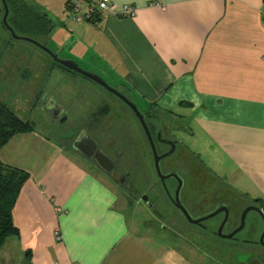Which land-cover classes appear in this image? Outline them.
I'll use <instances>...</instances> for the list:
<instances>
[{
  "label": "crops",
  "instance_id": "0c3cea01",
  "mask_svg": "<svg viewBox=\"0 0 264 264\" xmlns=\"http://www.w3.org/2000/svg\"><path fill=\"white\" fill-rule=\"evenodd\" d=\"M31 2L48 12L61 5L68 14L66 0ZM112 5L116 13L96 23L68 16L52 39L67 58L123 86L146 110L169 112L174 133L185 134L182 140L176 134L184 146L180 152L264 205V0H112ZM125 5L135 15L122 14ZM30 133L0 150L4 163L30 175L12 211L19 235L6 239L0 264H28L27 253L32 264H169L171 252H183L132 230L118 192L62 144L40 175L20 165L8 152Z\"/></svg>",
  "mask_w": 264,
  "mask_h": 264
},
{
  "label": "flooded vegetation",
  "instance_id": "af4514ba",
  "mask_svg": "<svg viewBox=\"0 0 264 264\" xmlns=\"http://www.w3.org/2000/svg\"><path fill=\"white\" fill-rule=\"evenodd\" d=\"M55 63L59 67L55 64L54 68L82 75L58 62ZM78 64L82 67L80 63ZM71 84L77 92H84L78 101L69 93L68 98L63 100L56 88L51 90L41 87L38 101L44 108L42 114H47L50 119V123H45L49 135L64 142L71 150L78 151L77 153L87 159L99 173H103L123 189L125 197L134 199L138 206L149 213L150 224L162 232H167L172 238L182 237L184 240L191 238V243L192 239L196 238L199 243L204 242L202 246L190 245L192 249L196 248L201 252L206 246L208 238L206 235L213 236L218 250L229 254L231 261L235 256L234 264H237L236 255H246L247 258L248 255H257L259 246L264 248V205L261 202L244 196V200L249 202L242 205L238 213L235 212L236 192L224 183L225 191L220 192L216 190L217 184L203 186L199 179L204 176V170H197L196 174H192L187 170L190 160L186 159L185 163L179 160L177 166H164V161L173 156V153L162 158L158 168L155 165L148 135L138 117L124 101L116 96L123 102L125 108L137 117L140 130L135 126L131 127L128 114L126 115L124 110H118L112 101L106 100L105 97L99 98L97 92L75 81ZM76 104L80 105L79 109H76ZM56 105L61 108L58 114L59 109ZM168 116L171 117L169 112L166 115L144 114L159 155L171 148L165 140L178 143L172 123L170 122V128L164 126V120ZM75 118L80 119L76 121ZM43 119L41 118V121ZM84 133L89 134L95 143L88 140ZM77 138L79 139L77 145L82 152L74 148ZM189 182L192 188L188 190ZM225 192L232 196L229 202L225 200ZM248 207L252 209L247 213L242 229L238 230L242 224L243 211ZM215 212L218 213L206 218ZM250 213H254L253 222L248 220ZM180 221L187 223L189 227H181ZM254 223H258L259 231L255 233L253 230L247 235L249 230L254 229ZM243 231L245 232L242 234ZM262 259L264 260L263 256ZM245 263L261 264L256 259Z\"/></svg>",
  "mask_w": 264,
  "mask_h": 264
},
{
  "label": "rangeland",
  "instance_id": "374dc122",
  "mask_svg": "<svg viewBox=\"0 0 264 264\" xmlns=\"http://www.w3.org/2000/svg\"><path fill=\"white\" fill-rule=\"evenodd\" d=\"M60 8L61 5H59V8L57 9L58 12L51 7H49V12L44 10V8L41 9L42 12H47L49 14H47L49 18L52 19L55 26L53 33L58 29L59 22L64 23V21H66L69 16L68 14H66L65 11L63 12ZM53 33L51 35V39L49 37L42 36H32L31 38L35 39L36 41L42 44L46 43L44 45H47L48 48H50L53 52L57 53L60 58H67V52L61 51V44L56 43L54 39H52ZM67 35L68 38H71L70 34ZM65 43L66 42L62 43V45ZM79 63L85 70L100 74L94 67H91L90 65L81 61H79ZM53 64V60L50 58V56L38 45L24 39H15L7 30L0 28V99L4 103H6L18 116H20L24 120L30 121L34 125V130L30 133V135L18 142L19 147H17V150H14V147L12 146V149L10 150V152H8V155L10 154L13 157H16L20 165H22L23 167H28L29 170H32L33 172L35 171L37 175H40V172L42 170L48 168L51 161L47 158L51 156L50 154H53L57 151V147L55 146H58L60 144H62L63 147L65 146L64 149L68 154L77 156L78 160L86 164L88 168H92L91 166H89V163L84 159V157L81 154L77 153L78 151L76 152L74 150H71L69 147H67L66 144H64V142L52 138L49 135L46 129L47 125L45 123H50V119L47 114H42V110H44V108L41 107L40 101H38L39 95L41 94V87H44V89L51 90L56 88L57 92L60 94V97L62 99H67V94L69 93L74 96L76 101H78L79 98L84 94V92H77L73 88L71 82L75 81L81 84L82 86L88 87L93 91L97 92L96 95H98L99 98L105 97L106 100L112 101L113 104L118 108V110H124L123 112L125 114L127 113L128 115H126L129 116V123L131 124V127L135 126L138 130H140V125L138 123L137 117L133 114L132 111L129 112L125 108L123 102L119 100L116 96L107 93L101 86L85 78L84 76L72 74L67 71L64 72L58 67L54 68ZM101 76H103V74ZM105 79L107 80L108 84L112 86L113 82L107 77ZM115 88L123 95H126L133 102H135L141 113H158L166 115V112H160L159 110H146V105H141V103L135 100L134 96L131 95L130 92L123 86L117 85L115 86ZM79 108L80 105L76 104V109ZM41 118H44L43 121H41ZM168 118H165L164 126L170 128V122L172 123L173 118L169 116ZM75 119L76 121H78L80 118ZM172 127H175V124L172 123ZM176 134H179V140L185 138V134ZM48 137H50V140L46 139ZM33 139H36L37 142L33 141ZM10 148H8L7 150H9ZM182 148H184L183 145L177 144L173 156L165 160L163 165L172 167L177 166V161L179 160L184 163L186 159L190 160L187 170H190L192 174H196L197 170H204V176H201V178L199 179V182H202L203 186L206 187L210 184H217V191H225L223 190V182L218 179L213 172H211L210 170L207 171V169L205 168L203 169L196 162L195 159L189 156V153H179ZM164 149H166V147H164ZM20 154H22V156L18 157V155ZM25 171L29 172L28 170ZM94 171H97V173L105 180V182H108L114 189V191L118 192L119 198L121 196V199L123 201H119V207L123 210L126 215L130 217L132 230H135L136 232L142 231L144 236H157L159 238H162V243H159V246H168V244H171V247L180 248L181 250H183V252H181L180 254H178L180 250H174V252H171V254L167 256L166 260L169 264L236 263L235 256H233V259L231 261L229 254H224L221 250H218L216 248V242L213 236L206 235L208 237L206 239V246L205 249L203 248V252H201L196 248L192 249L190 245L196 244L202 246L203 244H205L204 242L199 243L198 239L193 238L191 243V238L186 240H184L182 237L172 238L171 235L168 236L167 232L165 233L161 230H158L157 227H154V225L150 224V215L146 210L138 206L134 199H128L127 197H125L124 190L119 188V186L115 184L111 179L103 175V173H99L98 170ZM191 188L192 184L189 182L187 185V189L189 190ZM225 193V200L229 202L232 196H230L229 192ZM236 194L237 196L235 199L234 211L238 213L240 207H242V205L248 203L249 201L244 200L243 193L237 192ZM121 204H123L125 210L122 208ZM248 220H251L253 222L254 213L249 214ZM186 224L187 223H183L182 221H180L179 223L181 227H189V225ZM253 227L254 229L249 230V232H247V235H250L253 230L255 231V233L259 231L258 223H254ZM245 231H243L242 234ZM188 242H190L191 244H188ZM263 253L264 248L259 246V252L257 255H248L247 258L246 255H236L237 264H244L245 262L250 263L251 260L255 259L258 261V263L264 264V260L262 259V256L264 257Z\"/></svg>",
  "mask_w": 264,
  "mask_h": 264
},
{
  "label": "trees",
  "instance_id": "16d2710c",
  "mask_svg": "<svg viewBox=\"0 0 264 264\" xmlns=\"http://www.w3.org/2000/svg\"><path fill=\"white\" fill-rule=\"evenodd\" d=\"M6 1L9 6L8 22L18 35L51 37L55 27L52 19L30 0ZM3 14L4 7L0 0V28L7 30L2 22ZM53 63L58 66L55 61ZM33 130L34 125L30 121L22 119L0 99V150L15 136ZM29 178V172L25 169L4 163L0 159V250L8 237L19 235L12 211L18 194ZM27 256L28 264H32L30 253Z\"/></svg>",
  "mask_w": 264,
  "mask_h": 264
},
{
  "label": "water",
  "instance_id": "95a60500",
  "mask_svg": "<svg viewBox=\"0 0 264 264\" xmlns=\"http://www.w3.org/2000/svg\"><path fill=\"white\" fill-rule=\"evenodd\" d=\"M2 2V5L4 7V14H3V17H2V22H3V25L6 27V29L10 32L11 36L15 39H24V40H27L29 42H33L35 43L36 45H38L42 50H44L49 56L50 58L55 61V62H58L60 64H62L63 66L71 69V70H74L80 74H82L84 77L98 83L99 85H101L103 88H105L108 92L114 94L115 96H117L119 99H121L122 101H124L134 112V114L138 117L139 121L141 122L146 134L148 135L149 137V141H150V144H151V148L153 150V155H154V158H155V165L159 168V161L162 159V158H165L169 155H171L172 153L175 152L176 150V146H177V142L176 141H173V140H165L168 142V144L170 145V150L167 151L166 153L164 154H161L159 155L157 150H156V147H155V144L150 136V132H149V129L147 127V124L145 122V118H144V114H142L139 110V108L137 107V105L135 104V102L129 100L126 96H124L121 92H119L115 87L113 86H110L107 82V80L102 77L101 75L97 74V73H94V72H91V71H87L85 69H83L75 60L73 59H70V58H60L59 55L55 52H53L50 48L47 47V45H44L38 41H36L35 39L31 38V37H28V36H22V35H18L14 29L11 27V25L9 24L8 22V15H9V6H8V3L6 0H1ZM56 107L59 109L57 114L60 113L61 111V108L56 105ZM55 119V118H54ZM89 134H85L84 133V136L88 139V140H91L93 142V144L95 143V141L88 136ZM78 138H77V141L74 145V148L76 150H80L79 146L77 145V142H78ZM94 148V147H93ZM82 152V150H80ZM94 151V150H93ZM84 154V153H83ZM87 156V155H86ZM106 156V155H105ZM107 157V156H106ZM252 208L251 207H248L246 208L244 211H243V214H242V224L241 226L238 228V230H241L243 225H244V221H245V217L247 215V213L251 210ZM216 213L218 212H215L214 214H211L210 216L206 217V218H209L213 215H215Z\"/></svg>",
  "mask_w": 264,
  "mask_h": 264
},
{
  "label": "built area",
  "instance_id": "2783aa9c",
  "mask_svg": "<svg viewBox=\"0 0 264 264\" xmlns=\"http://www.w3.org/2000/svg\"><path fill=\"white\" fill-rule=\"evenodd\" d=\"M66 10L70 18L77 23H96L105 18L107 13H116L112 0H66ZM121 13L133 16L136 13V9L125 5ZM261 26L264 29V5L261 8ZM55 235L57 239L61 238L59 228L55 230Z\"/></svg>",
  "mask_w": 264,
  "mask_h": 264
}]
</instances>
